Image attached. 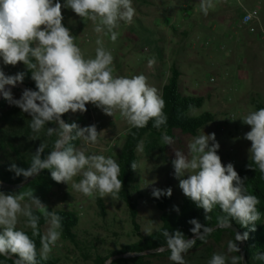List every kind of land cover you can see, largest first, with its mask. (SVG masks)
<instances>
[{
	"label": "clouds",
	"instance_id": "9594fccd",
	"mask_svg": "<svg viewBox=\"0 0 264 264\" xmlns=\"http://www.w3.org/2000/svg\"><path fill=\"white\" fill-rule=\"evenodd\" d=\"M62 7L70 8L83 21H91L94 31L108 35L112 42L120 35L117 29L121 22L130 25L136 15L133 0H65L63 6L59 0H0V58L4 65L25 64L37 89H24L20 98L14 99L11 87L23 82L24 73L6 75L0 69V94L31 117L29 127L34 133H40L51 123L56 127H47L46 135L51 137L55 134L57 137L53 150L46 157L42 158L46 147L42 142L33 153L30 166L22 168L12 163L8 170L26 179L38 176L42 170H49L53 181L71 184L75 191L86 197L95 198L98 194L101 198L115 199L123 188L117 161L110 156L86 154V149H77L70 143L80 138L85 144H96L101 132L94 124L80 127L75 122L66 123L62 116L69 111L84 113L86 105L91 103L108 116L119 112L132 128H144L149 121H154L153 127L159 129L167 123L165 100L143 74L131 77L114 75V57L103 46L102 40H96L98 47L94 58H85L75 43V36L62 23ZM214 7L213 0L199 2L204 16ZM255 15V12H250L244 22ZM154 64L155 60L149 59V67ZM241 120L250 126V131L244 134V139L251 142L248 150L250 159L264 173V108L250 111ZM161 139L165 145L174 143L167 134H163ZM138 148L142 150L141 146ZM219 148L215 133L203 132L187 143V154L176 149L172 164L179 187L206 214L218 205L226 214L219 218L220 227L229 228V218L242 227L254 226L261 218L257 209L260 201L257 196L247 194L234 165L222 163ZM130 167L136 171L137 164L133 162ZM77 176L81 177L78 182L74 179ZM26 195L30 203H22L24 194L0 191V256L10 258L15 255L14 264H37L34 240L17 228L20 217H24L25 227L31 228L32 235H40L39 217L33 214V207L45 216L49 225L40 237L39 255L42 260L49 258L62 234L61 217L48 211L34 193ZM152 195L155 198L171 197L172 189L153 188ZM189 223L194 226L190 229L194 234L192 239H185L179 230L162 232L166 249L160 247L156 251L168 250V259L173 264H187L185 254L197 239L204 241L211 231L196 219ZM151 232V228L145 229L147 235ZM247 239L248 232L236 233L235 241L228 242V252H239L237 242ZM258 258L264 259V254ZM240 259L241 256L229 258L223 253H213L208 264H238Z\"/></svg>",
	"mask_w": 264,
	"mask_h": 264
},
{
	"label": "rangeland",
	"instance_id": "374dc122",
	"mask_svg": "<svg viewBox=\"0 0 264 264\" xmlns=\"http://www.w3.org/2000/svg\"><path fill=\"white\" fill-rule=\"evenodd\" d=\"M59 2L63 6L65 0ZM199 2L133 0L136 9L133 22L130 25L121 22L117 29L120 35L115 42L108 35L96 33L91 21H83L70 8L62 7V23L75 36V43L85 58H94L98 47L96 40L100 39L114 57V75L131 77L143 74L160 94L170 76V68L175 64L181 72L180 91L187 96L204 98V105L191 111V115L197 117L210 113L214 116L198 135L215 133L222 163H232L237 171L244 161L250 159L248 150L251 147V142L244 139L250 126L241 118L256 110L254 99L264 105V38L250 35L241 26L240 19L244 8L258 7L264 15V0H213L215 7L207 16L201 13ZM149 59L155 60L151 67ZM4 66L8 65H4L0 58V69L11 75ZM16 66L28 70L22 62ZM31 82L35 84L33 79ZM14 89L17 88L11 87L13 98L19 99L22 93ZM3 99L0 94V104ZM86 108L84 113L69 111V118L80 127L94 124L101 133L96 144H85L81 139L78 149H86V154L110 156L118 163V155L131 126L119 112L108 116L91 103ZM33 137L30 150L35 152L47 139L46 130L34 133ZM193 137L196 136L174 131L172 145H165L159 137H146L140 144L142 150H137L138 170L132 187L138 208L135 221L139 229L135 228L131 210L118 196L115 199L101 198L98 194L95 198L86 197L75 191L71 184L53 181L49 170L31 184L9 187L0 183V191L24 194L22 203H30L26 194L34 193L48 211L75 213L78 217L74 230L76 238L65 239L61 234L49 258L57 260L58 264H93L96 256L130 245L139 240L140 235L149 236L145 229L151 228L152 234L160 228L161 213L152 195L153 188H171L176 198L184 196L179 179L174 175L172 161L176 149L187 154V143ZM3 157L8 163L16 161L11 155ZM74 179L78 182L81 177ZM99 199L104 205L105 216L101 214ZM33 210L42 215L34 207ZM25 220L20 217L17 228L32 231L25 227ZM262 220L264 222V217ZM48 226L47 222L39 227L43 235ZM230 240L235 241V238L229 232L219 237L208 236L200 246L191 248L184 258L187 264H208L213 253L238 257L237 252H228ZM153 254L155 256L149 252L124 256L130 261L122 264H173L168 259L170 255Z\"/></svg>",
	"mask_w": 264,
	"mask_h": 264
},
{
	"label": "trees",
	"instance_id": "16d2710c",
	"mask_svg": "<svg viewBox=\"0 0 264 264\" xmlns=\"http://www.w3.org/2000/svg\"><path fill=\"white\" fill-rule=\"evenodd\" d=\"M164 37V35L162 36ZM33 62H35L33 60ZM4 69L8 70L9 74L24 73V80L22 83L26 86V89L37 90L36 84L31 82V71L22 69L15 66H4ZM181 72L178 67L173 64L170 68V76L167 83L163 86L161 96L165 100L164 113L167 116V123L161 128L157 129L153 127L154 121H149L144 128H130L125 137L123 146L118 155V164L120 166L119 178L123 181V188L118 193L120 200L125 202L128 208L131 210L132 217L134 219L135 228L139 229L137 222L138 217L137 203L132 193V187L135 182V175L138 170V158L137 150L138 146L143 142L146 137H159L163 134H167L172 137L174 131H180L184 134L191 136H197L201 129L214 120V116L210 113H204L200 116H192L191 111L201 108L204 105V98L201 96H187L180 91L179 80ZM16 92H23L20 89H14ZM253 105L256 110L264 108L263 103L258 100H253ZM67 123H72L68 113L62 116ZM31 117L27 113H23L22 110L10 104L5 99L0 104V183L9 187L21 186L23 183L31 184L42 175L48 173V170H42L38 176L24 178L23 176H16L14 172H10L9 166L12 163H8L3 156L15 157L18 167L27 168L30 166L33 153L30 150V142L34 132L30 129ZM77 123V122H75ZM78 124V123H77ZM79 125V124H78ZM47 127H56L55 124H49ZM74 135V133H73ZM57 139L56 135L49 137L43 142L46 144L42 158L53 150L54 141ZM73 147L79 148L81 145V139L76 138L70 141ZM135 162L137 164L136 171H133L130 165ZM250 166V167H249ZM239 173L247 194H252L258 197L260 203L257 205V209L261 214V218L255 223V225H249L248 227H242L237 221L230 219V227H235L240 234L248 232V239L243 242H237L240 249L237 252L240 259V264H264V259H259L260 254H264V173H261L259 169L253 164L251 159H248L242 163L237 170ZM100 211L105 216V208L102 200H98ZM156 206L161 213V226L160 228L149 236L140 235L139 240L131 243L130 245H122L115 251H109L105 255H98L93 260V264H108L110 260L111 264L128 263L130 260L123 258L124 256L152 253L151 256H155L156 249L164 247L166 249L165 237L162 235L164 230L174 232L176 230L181 231L184 234L185 239L194 238V234L190 231L193 225L189 223L191 219H196L201 225L207 226L211 229L208 236H221L224 232H229L234 238L236 233L227 227L219 226V218L226 215L221 211L219 206H215L211 213L206 214L202 208L196 206L185 195L180 198H176L173 194L171 197L166 195L156 198ZM176 208L179 211H176ZM50 211V210H49ZM52 212V211H50ZM57 215L61 217V233L65 239H75V228L78 225V217L75 213H69L65 211H55ZM33 214L39 217V227L45 225L48 220L42 214L33 210ZM254 227V231L252 230ZM203 229H201V232ZM30 238H32L36 244L37 249V264H58L57 260L48 258L42 260L40 258V237L43 236L41 230L40 235L33 236L32 231H25ZM205 237V238H206ZM204 241L196 240L195 245L192 248L200 246ZM164 255H170L168 250L162 252ZM17 259L15 255L10 258L0 256V264H14V260Z\"/></svg>",
	"mask_w": 264,
	"mask_h": 264
},
{
	"label": "built area",
	"instance_id": "2783aa9c",
	"mask_svg": "<svg viewBox=\"0 0 264 264\" xmlns=\"http://www.w3.org/2000/svg\"><path fill=\"white\" fill-rule=\"evenodd\" d=\"M255 12L256 15L252 19L248 20L247 23L244 22L245 17L250 13ZM241 26H243L246 31L253 36H258L259 38H264V15L258 7L254 8H244V11L240 19ZM214 79H211L213 81ZM233 119V117H232Z\"/></svg>",
	"mask_w": 264,
	"mask_h": 264
},
{
	"label": "water",
	"instance_id": "95a60500",
	"mask_svg": "<svg viewBox=\"0 0 264 264\" xmlns=\"http://www.w3.org/2000/svg\"><path fill=\"white\" fill-rule=\"evenodd\" d=\"M15 88H17V89H20V90H24V89H26V86L25 85H23V84H17L16 86H15ZM63 119V118H62ZM64 120V122H66V120L65 119H63ZM67 123V122H66ZM27 183V182H26ZM26 183H23L22 185H24V184H26ZM21 185V186H22ZM229 229H231L232 231H234L235 233H239V231L235 228V227H229Z\"/></svg>",
	"mask_w": 264,
	"mask_h": 264
},
{
	"label": "crops",
	"instance_id": "0c3cea01",
	"mask_svg": "<svg viewBox=\"0 0 264 264\" xmlns=\"http://www.w3.org/2000/svg\"><path fill=\"white\" fill-rule=\"evenodd\" d=\"M187 17L189 16V15H186Z\"/></svg>",
	"mask_w": 264,
	"mask_h": 264
}]
</instances>
